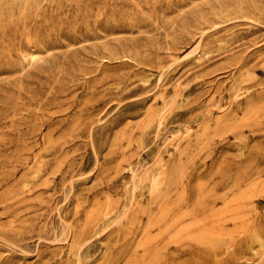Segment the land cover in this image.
Here are the masks:
<instances>
[{"label": "rangeland", "instance_id": "1", "mask_svg": "<svg viewBox=\"0 0 264 264\" xmlns=\"http://www.w3.org/2000/svg\"><path fill=\"white\" fill-rule=\"evenodd\" d=\"M0 264H264V0H0Z\"/></svg>", "mask_w": 264, "mask_h": 264}]
</instances>
